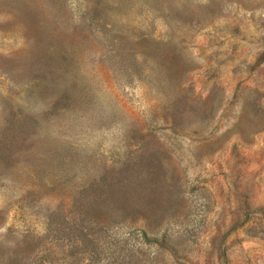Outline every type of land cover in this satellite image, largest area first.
<instances>
[{"label":"rangeland","instance_id":"obj_1","mask_svg":"<svg viewBox=\"0 0 264 264\" xmlns=\"http://www.w3.org/2000/svg\"><path fill=\"white\" fill-rule=\"evenodd\" d=\"M0 264H264V0H0Z\"/></svg>","mask_w":264,"mask_h":264}]
</instances>
